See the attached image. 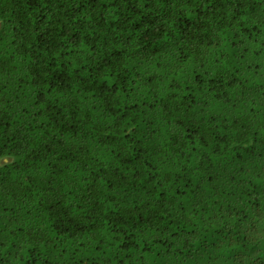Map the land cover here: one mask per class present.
I'll list each match as a JSON object with an SVG mask.
<instances>
[{"label":"trees","instance_id":"obj_1","mask_svg":"<svg viewBox=\"0 0 264 264\" xmlns=\"http://www.w3.org/2000/svg\"><path fill=\"white\" fill-rule=\"evenodd\" d=\"M0 264H264V0H0Z\"/></svg>","mask_w":264,"mask_h":264}]
</instances>
